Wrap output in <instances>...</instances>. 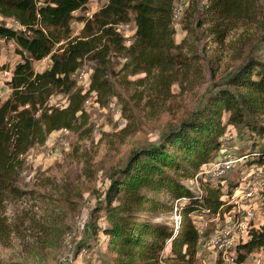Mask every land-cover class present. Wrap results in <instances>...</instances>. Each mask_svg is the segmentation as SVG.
<instances>
[{
    "label": "trees",
    "instance_id": "16d2710c",
    "mask_svg": "<svg viewBox=\"0 0 264 264\" xmlns=\"http://www.w3.org/2000/svg\"><path fill=\"white\" fill-rule=\"evenodd\" d=\"M89 1L0 0V54L1 42H11L20 57L6 82L10 94L0 104L1 245L9 242L19 222L7 211L11 202L26 195L19 180L28 166V151L43 145L53 132L83 126L88 97L106 105L117 96L112 78L118 74H144L164 94L179 76L202 71L198 49L174 39L173 11L181 0H106L90 18H75L72 13L84 12ZM180 15L183 30H197L219 47L226 44L237 63L198 107L109 171L107 188L92 210L96 220L102 214L103 225L94 220L87 227L96 242L99 235L105 237L104 246L96 250V242L85 243L77 250L99 254L103 264H197L209 233L191 216L204 223L225 218L232 208L229 186L236 185L225 178L215 183L206 179L197 194L186 181L215 159L227 130L242 139L231 171L264 167V0H188ZM72 20L83 24L76 36L71 34ZM126 23L134 28L129 45L117 30ZM47 57L49 67L35 72L32 62ZM85 62L92 68L81 91L73 75ZM4 68L0 64V72ZM55 94L65 97L64 106L49 103ZM179 199L184 201L174 209ZM173 210L182 216L176 230L167 220ZM235 251L236 264L264 252V220L250 227Z\"/></svg>",
    "mask_w": 264,
    "mask_h": 264
},
{
    "label": "rangeland",
    "instance_id": "374dc122",
    "mask_svg": "<svg viewBox=\"0 0 264 264\" xmlns=\"http://www.w3.org/2000/svg\"><path fill=\"white\" fill-rule=\"evenodd\" d=\"M42 1L38 0L39 3ZM105 2L106 0H90L86 10L96 12ZM187 3L188 0L178 3L180 11L185 9ZM80 15H84V12L76 11L73 14L75 18ZM5 22L14 27V21ZM183 23V16L179 15L174 24V39L176 42L183 40L185 47L194 46L198 49V63L202 66L200 74L190 73L184 79L179 76L177 85H171L169 92L164 94L155 86L152 87L151 79L146 80L144 74H118L112 78L117 96L106 105L96 103L93 96L87 98V103L84 104L87 119L83 126L73 132H53L43 145L28 151V166L19 180V188L26 195L8 206L9 216L19 222L9 236V242L0 244V264H83L84 260H91V264H103L99 254L83 251L77 254V250L82 244L96 242L87 227L96 220L92 210L96 200L107 188V174L119 167L132 150L157 141L165 131L198 107L205 93L215 85H221L222 78L237 63L231 58L226 44L219 47L212 43L210 37L197 30L187 32L182 29ZM70 25L72 36L78 35L83 26L77 20H72ZM233 36L231 33L229 39H233ZM1 44L3 48L0 64L5 68L0 72V104L10 94L6 82L14 65L20 61V57L14 53L13 43ZM49 65V57L32 62L35 72H41ZM91 68V63L85 62L80 69L89 74ZM73 79L76 87L84 91L88 77L79 81L75 73ZM49 103L64 106L66 100L62 94H55L51 96ZM228 134L232 136L229 146L220 149L213 161L224 160L228 153L237 156L242 139L240 140L235 130L230 129L223 138ZM252 168L264 170V167L250 169ZM238 169L218 174L208 165L203 168V181L209 179L215 183L216 180L225 178L226 182L236 185H228L233 189V195L239 181L250 170ZM261 179L264 183V172ZM251 198L253 196L249 195L248 199ZM238 199L239 195L228 200V204L232 206L230 219L204 223L200 217L191 216L192 221L201 231L209 233L207 237L228 224L231 227V223L243 214L245 207L241 202L249 203L248 199L237 201ZM251 200L256 212V221L253 223H261L264 220V185ZM170 216L168 214L167 220L171 222ZM96 222L99 226L103 225L101 213ZM97 240L96 250L104 246L105 237L99 235ZM204 248L199 250L197 264H236V261L230 263L220 254ZM228 253L236 258L233 250ZM242 264H254V261L248 256Z\"/></svg>",
    "mask_w": 264,
    "mask_h": 264
},
{
    "label": "built area",
    "instance_id": "2783aa9c",
    "mask_svg": "<svg viewBox=\"0 0 264 264\" xmlns=\"http://www.w3.org/2000/svg\"><path fill=\"white\" fill-rule=\"evenodd\" d=\"M76 12V11H75ZM73 12L72 14H74ZM94 12H90L88 10L84 11V16L86 18H90L93 15ZM180 15V9L174 8L173 11V20L177 21ZM20 26L14 22V28H19ZM117 30L121 33L123 39H124V44L129 45L132 40V36L134 33V28L131 23H126V24H121L117 26ZM76 74L78 75V80L79 81H84L86 77H88V74L85 72L83 69H79ZM87 85V84H86ZM85 85V87H86ZM87 103V100L85 101L84 104ZM232 140L231 134H228L222 137V141L224 142V145L222 146V149H226V146H229V142ZM227 144V145H225ZM237 158L234 155H231L230 153L226 154L225 159L222 161H213L209 163L210 167H212L216 173H224L227 170H230L232 166L235 164ZM206 165L205 167H208ZM259 169V168H258ZM255 169L252 168L250 169L246 176L243 177L237 186L236 191L234 194L231 196V198H236L239 195V199L237 201H242V198L248 199L249 195H252L253 198L248 199V202H241L242 205H244L245 209L243 210L242 216H240L238 219L235 220V222L231 223V227L226 225L220 230H217L214 234H212L205 243V248L207 251L215 253V254H220L222 258H224L226 261L230 263H234L236 261V258L233 257V255L229 254V250H233L234 253L235 247L240 241H244L247 238L248 231L250 227L252 226H257L258 223L253 221L256 217V212L255 208L253 207V204L250 202L253 201L254 196L258 194L259 189L264 185L263 180L261 179V174L264 172L262 169ZM205 175V170L197 174L192 179H188L186 181V185L188 186L189 190L193 193L199 194L200 191V185L203 181ZM224 199V197H222ZM183 199H179L175 201L174 203V209L181 205L183 203ZM231 212V211H230ZM230 212L228 216L225 218L230 219ZM171 223L173 225V228L176 230L181 222H182V216L177 214L175 210L171 213ZM85 252L84 250H82ZM252 260L254 261V264H264V252L259 251L256 253H253L251 255ZM159 264H164L163 262H160ZM201 264V263H199Z\"/></svg>",
    "mask_w": 264,
    "mask_h": 264
},
{
    "label": "crops",
    "instance_id": "0c3cea01",
    "mask_svg": "<svg viewBox=\"0 0 264 264\" xmlns=\"http://www.w3.org/2000/svg\"><path fill=\"white\" fill-rule=\"evenodd\" d=\"M88 6V5H87Z\"/></svg>",
    "mask_w": 264,
    "mask_h": 264
}]
</instances>
